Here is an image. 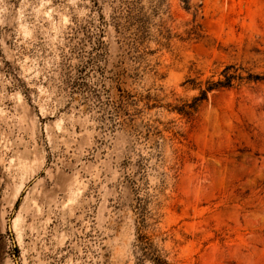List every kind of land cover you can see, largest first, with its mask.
Instances as JSON below:
<instances>
[{
	"label": "rangeland",
	"instance_id": "obj_1",
	"mask_svg": "<svg viewBox=\"0 0 264 264\" xmlns=\"http://www.w3.org/2000/svg\"><path fill=\"white\" fill-rule=\"evenodd\" d=\"M139 204L172 264H264V0H0V264H140Z\"/></svg>",
	"mask_w": 264,
	"mask_h": 264
},
{
	"label": "trees",
	"instance_id": "obj_2",
	"mask_svg": "<svg viewBox=\"0 0 264 264\" xmlns=\"http://www.w3.org/2000/svg\"><path fill=\"white\" fill-rule=\"evenodd\" d=\"M234 69V71H233ZM238 68L231 64L227 65L223 70L224 79L217 81H211L208 84V87L201 91V94L197 96L194 100V104L190 107H195V105L206 98L207 92L213 89L231 87L234 85L236 80H243L245 76L236 73ZM251 78H260V75L253 76L252 74L247 76ZM138 210L140 213V225L138 226V236H137V250L139 252V261L140 264H145L146 261H150L151 264H172L168 258L161 252V249L154 243L152 237L146 232H143L145 228L149 225L147 223V216L141 204L138 205ZM144 262V263H143Z\"/></svg>",
	"mask_w": 264,
	"mask_h": 264
}]
</instances>
